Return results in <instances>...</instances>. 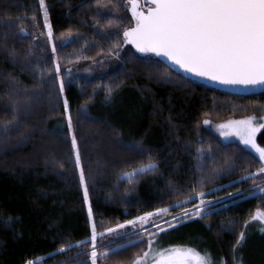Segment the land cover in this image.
Masks as SVG:
<instances>
[{
  "label": "trees",
  "instance_id": "16d2710c",
  "mask_svg": "<svg viewBox=\"0 0 264 264\" xmlns=\"http://www.w3.org/2000/svg\"><path fill=\"white\" fill-rule=\"evenodd\" d=\"M45 5L52 41L69 37L56 47L61 67L115 66L100 77L73 74L61 91L51 59H33L45 33L39 0H0V264H91L93 222L101 252L96 262L130 264L145 250L146 238L137 242L143 233L132 232L139 225L125 221L177 200L178 207L148 224L165 228L158 237L163 246L192 238L216 264H233L244 222L264 210V173L256 171L264 166L253 152L222 142L201 123L263 117L264 91L227 93L134 51L123 36L133 23L130 0ZM149 162L155 166L139 170ZM133 169L134 175H124ZM200 191L211 201L202 216L168 220L196 204V197L184 198ZM117 225L124 226L116 234ZM62 245L67 247L60 251ZM105 249H111L108 255H102Z\"/></svg>",
  "mask_w": 264,
  "mask_h": 264
},
{
  "label": "snow or ice",
  "instance_id": "6c2138e0",
  "mask_svg": "<svg viewBox=\"0 0 264 264\" xmlns=\"http://www.w3.org/2000/svg\"><path fill=\"white\" fill-rule=\"evenodd\" d=\"M131 12L134 24L123 31L126 42H130L141 52H152L157 55H165L181 68L196 73L200 76L210 77L224 83L255 85L264 84V0H145L147 7L142 6L139 0H130ZM40 7L44 10L45 26L49 40L52 39V26L47 20V6L45 0H39ZM23 30V29H22ZM52 51H56L53 44ZM56 72L60 66L56 64ZM63 81L60 89L63 91ZM110 91V89H109ZM67 111L68 101L64 100ZM256 116H247L241 119H232L218 125L220 134L224 136L235 135L243 144L250 146L258 153V158L264 163V146L257 143V133L264 129V123L258 122ZM205 124L209 121L205 120ZM68 127L71 129V115H68ZM73 148L76 149L75 162L81 164L80 153L77 148L75 135L72 137ZM155 166L154 162L141 165L139 170H148ZM124 173L131 176L136 173ZM264 173V168L256 170ZM253 175V174H249ZM80 181L84 186V199L88 201V188L85 182L83 168H80ZM264 192V189H260ZM204 191L193 192L185 197V201L200 197V203L190 210L192 215L202 216V209L206 201ZM180 200L174 205L154 209L145 212L134 220L125 221V224L133 225L139 222L140 232L137 242L144 243L147 237L146 250L134 254L132 264H216L212 254L208 250L199 251L187 245L163 246L158 237L165 231L159 225L152 223L155 231L143 228L149 224L154 216L166 213L170 207L179 206ZM91 206L88 207V216L92 218ZM180 218L188 219L189 210L184 209L171 217L172 223H179ZM252 222H264V210L257 208L250 217ZM249 221H245L247 226ZM166 228L171 224L161 220ZM124 225H117L121 228ZM105 232H112L107 228ZM97 231L95 222L91 228V264H96ZM245 233L241 231L232 251L238 250L244 240ZM80 243V242H77ZM131 243V242H129ZM67 247L62 245L60 251ZM111 249H105L102 255H108ZM26 264H33L26 261ZM233 264H239L235 261Z\"/></svg>",
  "mask_w": 264,
  "mask_h": 264
},
{
  "label": "rangeland",
  "instance_id": "374dc122",
  "mask_svg": "<svg viewBox=\"0 0 264 264\" xmlns=\"http://www.w3.org/2000/svg\"><path fill=\"white\" fill-rule=\"evenodd\" d=\"M42 14H43V19L45 20V15H44L43 9H42ZM44 26H45V23H44ZM44 30H45V33L37 41L38 44H40V45L36 46L33 59H35L36 61H41V59H44V58H46L45 56H47L48 58L51 59V61L56 66V64L58 63L54 57L56 51L55 52L52 51V46H53V44H55L56 47L66 44L68 42L69 37L62 38L56 42H53L52 39L49 40V38H48V35H47L48 30H47L46 26H45ZM143 53L146 54V52H143ZM114 66H115V64L113 61H108L105 64L100 65V66H99V64L92 65L90 67H86L83 70H79L77 67L64 68V67L60 66V71L58 73L56 72V75L58 77L59 85L61 83V80L63 81V85H64V82L67 81L68 78L73 74L74 75L79 74V75H83L85 77H100L104 73L112 70L114 68ZM250 116H253V115H250ZM242 118H244V117H242ZM261 118H264V116ZM232 119H241V118H228V119H225L222 121H210L208 119H205V120L209 121V123L205 124L204 123L205 120H203L201 123V128L203 130H207V131H210L211 133L215 134L222 142H236V143L240 144L242 147H244L247 150H250L251 152H253L258 157V153H256L254 149H252L248 145L243 144L242 141L237 136H235L234 134L228 135V136H224V135L220 134V129H219L218 125L225 123V122L232 120ZM258 122L264 123V119H259ZM263 131H264V129H261L257 133V143L260 144L261 146H264V136H263V139L261 138L262 137L261 133ZM262 165L264 166V163H262ZM131 172H129V173H131ZM168 220H171V219H168ZM135 225H139V229L138 228L134 229V231L132 233H139L140 229H141V225L139 224V222H137L136 224H133V225H129V227H135ZM149 227H151V226H148V224L143 225V228H145V229H148ZM91 228H92V226H91ZM113 229H114L115 233L117 234L120 228L116 227ZM243 232L245 233V236H244V240H243L242 244L240 246H238L237 260L236 261L239 262V264H264V222H260V221L252 222L250 220ZM145 238H146V244H147V237L145 236ZM176 244L187 245L189 247L199 248L197 245H195V243H193L192 238H189V240L176 241ZM105 245H109V243H107V244L105 243ZM120 245H122V244H120ZM120 245H118V246H120ZM165 246H168V245H165ZM96 250H97L98 255L101 254V252L100 253L98 252V247L96 248ZM145 250H146V248H145ZM89 252H91V251H89ZM90 256H91V254H90ZM96 264H98V263L96 262ZM103 264H108V263H103ZM130 264H132V262Z\"/></svg>",
  "mask_w": 264,
  "mask_h": 264
},
{
  "label": "water",
  "instance_id": "95a60500",
  "mask_svg": "<svg viewBox=\"0 0 264 264\" xmlns=\"http://www.w3.org/2000/svg\"><path fill=\"white\" fill-rule=\"evenodd\" d=\"M140 5L142 6L139 10H145V8L147 7L145 0H140ZM131 6V3H130ZM132 14V12H131ZM134 24V20L132 25ZM124 43L128 46H130L134 51L138 52V53H142L141 51H139L135 45L131 44L130 42H126L124 41ZM150 54H152L154 57H156L157 59H159L161 62H163L169 69H171L174 73L181 75L184 78L190 79L192 81L198 82L200 84L206 85L208 87L211 88H215L221 91H225L227 93H231V94H237V95H249V94H256V93H261L264 91V84H249V85H245V84H231V83H224L222 81L219 80H213L210 77H204V76H200L196 73H192L190 71H187L183 68H181L179 65H177L175 62H173L172 60H170L168 57H166L165 55H157L155 53L149 52Z\"/></svg>",
  "mask_w": 264,
  "mask_h": 264
},
{
  "label": "built area",
  "instance_id": "2783aa9c",
  "mask_svg": "<svg viewBox=\"0 0 264 264\" xmlns=\"http://www.w3.org/2000/svg\"><path fill=\"white\" fill-rule=\"evenodd\" d=\"M196 199H197V202H196V204H194L193 206H197V205H199V203H200L199 197H196ZM209 203H211V201L205 203L204 208L202 209V212L205 211V208H206V206H207ZM193 206L187 208V209L189 210V215H192L191 212H190V210H191V208H192Z\"/></svg>",
  "mask_w": 264,
  "mask_h": 264
}]
</instances>
